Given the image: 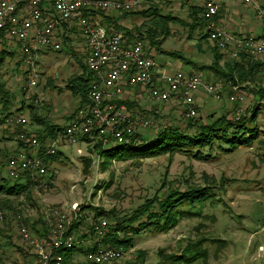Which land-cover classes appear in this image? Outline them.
I'll return each mask as SVG.
<instances>
[{"label": "rangeland", "instance_id": "1", "mask_svg": "<svg viewBox=\"0 0 264 264\" xmlns=\"http://www.w3.org/2000/svg\"><path fill=\"white\" fill-rule=\"evenodd\" d=\"M204 1L143 0L141 4L143 8L157 6L162 14L177 18L168 25L170 34L160 51L174 52L173 59L195 63L197 67L191 73H200L209 82H219L222 86L220 100L197 92L194 96L197 117L192 120L186 117L182 104L176 100L151 102L145 88L138 101L126 94L128 97L122 98L120 103L127 107L134 123L139 117L151 121L147 128L136 125L135 134L140 137L152 139L153 135L164 130L163 127L187 130L189 120L206 124L233 113L240 114L248 130L258 136L237 146L236 142L244 139L240 131L228 135L227 141L213 139L208 146L186 149L183 154L113 161L104 166L93 148L97 143L102 146L99 140L93 139L90 143L84 138L86 143L69 145L61 138L54 144L55 152L61 153L58 159L48 163L43 160L46 175L38 179L42 186L37 187L38 183H34L15 197L10 205H15V211L7 214L6 220H0V263L33 264V251L20 235L22 219L35 223L40 219L36 229H41L47 225L46 215L53 220L52 212L58 211L71 222L70 234L77 240H84L92 236L94 223L105 221L106 230L113 218L128 217L146 199L154 195L162 199L167 192L178 190L193 193L175 212L174 227L160 234L143 232L135 238L133 247L118 250L121 255L113 264H264V98L252 92L258 88L264 90V77L259 76L252 84L234 85L244 94V99L237 103L228 101L232 84L214 77L209 69L212 65L216 67L213 45L196 43L193 40L195 29L190 30L191 9L194 6L201 8ZM254 1L264 5V0ZM71 35L75 43L63 42L60 51L48 49L35 57L32 70L38 79L32 90L27 86V70L18 61L20 54L9 47L11 40L0 38V51L13 52V55L3 56L0 86L10 97L9 108H16L12 115H24L28 120V128L39 143L37 154L41 153V146L44 156L48 155L46 151L55 140L42 144L38 138L43 129L48 125L64 128L79 111L80 99L66 85L69 78L83 72L84 56L77 46V42L81 43L83 39L80 31ZM226 61L221 56L220 70ZM183 68L188 69L187 64ZM136 88L140 87H127L125 92ZM2 100L0 97V110H4ZM128 102L131 106L126 105ZM32 114L44 124L32 121ZM2 121L0 115L1 124ZM15 127L11 134L8 128L6 134L0 133L1 143L12 141L18 145L16 138L22 128ZM61 134L63 137L64 130ZM140 137L137 143L141 142ZM17 149L33 154L24 144L21 148L18 145ZM10 154L9 157L0 155V177L4 179L0 180V185L10 186L16 182L6 175ZM86 159H90V165L85 163ZM36 229L28 230L34 233ZM189 246L183 257L174 261L170 259V255L179 256ZM72 260L75 264H87L84 253L75 252Z\"/></svg>", "mask_w": 264, "mask_h": 264}, {"label": "built area", "instance_id": "2", "mask_svg": "<svg viewBox=\"0 0 264 264\" xmlns=\"http://www.w3.org/2000/svg\"><path fill=\"white\" fill-rule=\"evenodd\" d=\"M251 5L255 15L264 21V5L254 0H241ZM140 0H0V32L4 37L18 44L19 62L27 70L28 88L37 85L38 76L33 72L35 57L45 50L60 51L62 37L58 29L74 24L80 31L84 43V62L90 74V83L86 94L87 104L72 118L64 129L63 139L74 145L99 140L102 146L129 145L136 141L135 127L147 128L150 120L139 117L134 120L127 107L120 101L125 97L127 87L147 89L148 99L155 103L176 100L188 118H196L194 96L202 92L213 100H220L222 86L219 82H209L200 73L161 72L154 60L145 52L141 40L128 42L121 31L113 26H105L94 12L99 10L130 12ZM216 0H206L203 17L205 31L209 40L232 60L241 56L250 61L264 59V38L254 35H235L219 28L214 17L219 12ZM264 75V71H262ZM228 101L237 103L244 94L237 86L231 85ZM12 116V117H11ZM3 117L5 123L20 126L22 130L16 140L28 147L33 154L20 152L12 155L6 168L7 178L11 181L38 183L46 175V166L37 154L39 143L28 128L24 115L15 114ZM85 138V139H84ZM56 141L46 151L55 153ZM89 144V143H88ZM14 183V182H13ZM52 218L46 215V232L38 236L21 225L20 235L32 249L33 264H61L59 250L80 248L84 251V260L93 264H112L121 255L118 250L101 245L106 222L94 223L89 239L77 240L69 232L71 222L58 211ZM2 219L0 214V220ZM95 244L97 245L94 248Z\"/></svg>", "mask_w": 264, "mask_h": 264}, {"label": "trees", "instance_id": "3", "mask_svg": "<svg viewBox=\"0 0 264 264\" xmlns=\"http://www.w3.org/2000/svg\"><path fill=\"white\" fill-rule=\"evenodd\" d=\"M96 13L102 17V22L105 26H113L118 31L120 30L119 26L109 21L110 18L104 16L105 12L99 10ZM125 13L129 12H124V14ZM203 13L204 4L201 8L195 7L194 9L193 7V9H191L190 17H192V19L190 30H194L199 26V29L205 30L206 22L204 20ZM94 14L95 13H93V15ZM136 14L141 15L144 18V21L140 25L137 32H125L122 30L124 33V38L126 39L128 36V40H126L131 42L136 39L143 41L144 37H146L151 47L159 49L166 37L170 34L168 25L177 21V18L174 15L162 14L157 6L153 8L149 7L148 9L137 12ZM213 20L217 22V15ZM257 37L264 38V33L262 36ZM0 38H5L3 32H0ZM202 40H208L211 42L209 40V34L206 31L202 37ZM62 41L65 43L66 39L62 38ZM198 44H201V41H198ZM211 44L213 45L214 49L212 51L214 56V65H216V67H213L212 65L209 67V69L213 71V75H215L214 77L221 79L225 83H231L233 86L243 83L247 85L252 84L259 76L264 77L262 74V71H264V60L261 61L260 59H257L250 61L244 56H241L238 60L229 59L225 62V66L220 70L218 67L219 61L221 60V56L218 54L219 48L215 43L211 42ZM4 55L10 56L13 55V52L3 50L0 51V66L3 64ZM81 68L83 69V72L80 75L69 78L68 84L66 85L67 89L70 90L74 96L80 99L79 110L85 104H87L86 94L91 80L90 74L87 72L84 64L81 65ZM252 92H255L257 97L261 96V98H264V90L258 88ZM0 93V97L3 99L2 101L9 104L10 97L8 96L7 92L3 91L1 86ZM126 105L131 106V103L128 102ZM12 114L13 113H9L7 115ZM239 116L240 114L238 115L237 113L222 115L206 124H199L196 122L191 123L190 121L194 118H190L191 120H189L188 128L190 130L192 129L191 131L189 129L181 130L179 128L163 127L164 130L153 135L152 139L149 137H147L148 139L146 137H140L139 135L135 134L136 137L134 139L138 141V137H140V143L134 141L129 145L113 146H101L100 143H97L95 147H93L95 150V152L94 150L93 152L99 159H101V165L104 166L112 163L113 161L125 162L128 160H141L158 157L161 155H173L176 153L183 154L186 149L208 146V144L212 143L213 139H216L217 141H227L228 135H235L240 131L242 132L244 139L243 141H237L236 145H243L244 143H249L250 141L254 140L258 134H256V132L252 133L251 129L248 130L245 123L243 122V119H241ZM32 121L40 125L44 124L42 119L36 117L33 114ZM64 128L48 125L45 129H43L40 134V138L38 139L41 140L42 144L45 141H59L62 138L61 133L63 132ZM18 144L19 146H22L21 142ZM234 148H236V146H234L233 149ZM40 150L41 153L39 152V156L42 157V160H44L46 163L49 161H56L58 156L61 155L60 152H55L53 154L44 156L41 146ZM90 162V159L85 160V163L89 165ZM0 180L4 179L0 177ZM32 184V182L27 181L25 184L15 182L11 186H8L7 184L0 185V194L2 196L0 197L1 220H6L7 214H12L15 211V205L10 207L11 203L14 201L13 199L23 192H26L32 186ZM192 193L193 192H180L178 190H172L167 192L165 197L162 199L157 198L156 195H154L151 199H146L139 207L133 210L128 217L124 216L123 219L113 218V223L107 226L108 229L105 230L103 238L101 239V245L115 250H127V248L134 246L135 238H137L143 232L153 231V233L159 234L167 232L175 225L174 215L178 207L183 203V201L187 202V198ZM39 223H41L40 219L39 221L37 219V222L35 223L25 218L22 219L21 225L28 229H36L37 224ZM72 226L75 225L73 224ZM45 232L46 228L43 227L41 229H36L34 233L38 236H42L45 234ZM96 247L97 245L95 244L94 248ZM189 248L190 246L182 251L179 256L170 255V259L174 261L183 257L184 253ZM75 252L84 253V251L80 248L59 250L58 253L62 256L61 264H75L72 260V256ZM86 263L93 264L90 262Z\"/></svg>", "mask_w": 264, "mask_h": 264}, {"label": "crops", "instance_id": "4", "mask_svg": "<svg viewBox=\"0 0 264 264\" xmlns=\"http://www.w3.org/2000/svg\"><path fill=\"white\" fill-rule=\"evenodd\" d=\"M142 1L143 0H140L139 5L133 11H131L129 13L124 14V12H121V11H109L108 13H105L104 16L110 18L109 21L111 23L119 26L120 27L119 31H121L122 33H123V31H125V32H129V31L137 32L140 25L144 21V18L141 15H138L136 13L140 12V11H144V10L149 8V6L143 8V4H141ZM191 1H194V0H191ZM205 1L203 2V4H205ZM216 2L219 3V6H220L219 12L217 14V26L219 28L225 29L226 31L233 33L235 35H254V36H262L263 35V33H264V21L255 15V12H254L251 5H246L241 0H216ZM203 4L200 5V7H203ZM189 9H191V7ZM94 13L97 17H100L101 21H102V17L98 13H96V12H94ZM58 30H59V31H57L58 36H61V37L65 36V38H67L65 43H67V41L71 42V43L76 42V41H74V38L71 35V33H74V32L79 33L76 25L72 24V25H70V28L66 27L65 25H62ZM69 33H70V35L68 36ZM193 33H194V37H195L193 40H195L196 43L198 41H201V43L206 42L207 45L211 46L210 45L211 42H209L208 40H202V37L204 36V33H205L204 29L196 28ZM76 36H74V37L76 38ZM126 39L128 40V36L126 37ZM8 40H11V39H8ZM11 41H12V43H10ZM11 41L9 42V44H10L9 47L10 48L13 47L16 50V52L19 53L18 44H16L13 40H11ZM0 43H1V40H0ZM143 43H144L145 52L149 56H151V58H153L158 71L168 72V73L182 72L185 74H190L191 72H194V68L196 69V67H197L195 63H192V62L184 63L182 61V59L181 60L173 59L172 57L176 56V55L174 56V54H173L174 52L173 53L162 52V51H160V49H156L155 47H151V45H150V43L146 37H144ZM77 46L79 47L80 50L82 49L81 52L84 53L83 41L81 43L78 41ZM3 51H8V50L5 49ZM166 53H167V56H166ZM212 53H213V51H212ZM218 54L220 56H222V58H225L227 61L230 59L226 55V53H224L222 51H219ZM159 55H162L163 57H159ZM169 58H172V60ZM260 60L262 61L264 59L260 58ZM185 64H187L188 69L183 68V65H185ZM143 90H142V88H136L135 90L130 89V91L126 92V94H128L132 100L138 101L144 95V94H142ZM128 95H125V96L128 97ZM2 105H3L2 108H4V110H0V115H2V118L8 117V116H6L7 114L14 113V111L16 110V108L10 109L9 108L10 105L7 103L3 102ZM7 128L10 132L9 134H11L12 131H14L13 129H16L15 126H13L9 123H5L4 121H2V124H1V122H0V130H1L0 133L6 134L8 132ZM4 130H6V131H4ZM5 138H8V136H5ZM8 144H11V145L7 146ZM18 145H17V143L12 142V141L1 143L0 155L7 154L9 157L11 155L10 153H12V155L15 154L19 150V149L15 150L16 147L18 148ZM19 147L21 148V146H19ZM5 169H3V171ZM6 175H7V173H6ZM19 183H22V182L20 181ZM0 197H2L1 194H0Z\"/></svg>", "mask_w": 264, "mask_h": 264}]
</instances>
